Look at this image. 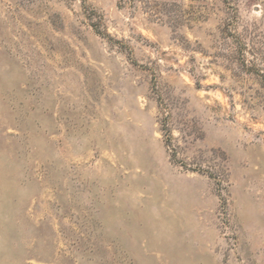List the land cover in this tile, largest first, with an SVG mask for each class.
<instances>
[{
  "label": "rangeland",
  "instance_id": "rangeland-1",
  "mask_svg": "<svg viewBox=\"0 0 264 264\" xmlns=\"http://www.w3.org/2000/svg\"><path fill=\"white\" fill-rule=\"evenodd\" d=\"M0 264H264V0H0Z\"/></svg>",
  "mask_w": 264,
  "mask_h": 264
}]
</instances>
